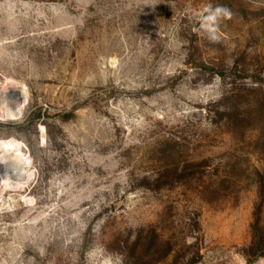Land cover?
<instances>
[{
    "label": "rangeland",
    "instance_id": "rangeland-1",
    "mask_svg": "<svg viewBox=\"0 0 264 264\" xmlns=\"http://www.w3.org/2000/svg\"><path fill=\"white\" fill-rule=\"evenodd\" d=\"M8 81L0 264H264V0H0Z\"/></svg>",
    "mask_w": 264,
    "mask_h": 264
},
{
    "label": "bare ground",
    "instance_id": "bare-ground-1",
    "mask_svg": "<svg viewBox=\"0 0 264 264\" xmlns=\"http://www.w3.org/2000/svg\"><path fill=\"white\" fill-rule=\"evenodd\" d=\"M25 92L15 82L0 84V116H11L23 103ZM23 158L4 151L0 155V198L7 190H20L28 181Z\"/></svg>",
    "mask_w": 264,
    "mask_h": 264
},
{
    "label": "clouds",
    "instance_id": "clouds-1",
    "mask_svg": "<svg viewBox=\"0 0 264 264\" xmlns=\"http://www.w3.org/2000/svg\"><path fill=\"white\" fill-rule=\"evenodd\" d=\"M221 11H224L226 14H228L226 9L217 8V9H216V13H214V14L211 16V19H209V17H207V19H209V20H214L216 14L220 13Z\"/></svg>",
    "mask_w": 264,
    "mask_h": 264
},
{
    "label": "snow or ice",
    "instance_id": "snow-or-ice-1",
    "mask_svg": "<svg viewBox=\"0 0 264 264\" xmlns=\"http://www.w3.org/2000/svg\"><path fill=\"white\" fill-rule=\"evenodd\" d=\"M209 19H211V16H209Z\"/></svg>",
    "mask_w": 264,
    "mask_h": 264
}]
</instances>
